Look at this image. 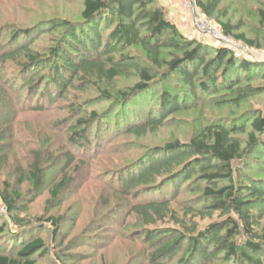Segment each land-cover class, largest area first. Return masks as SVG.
I'll list each match as a JSON object with an SVG mask.
<instances>
[{"label":"trees","instance_id":"1","mask_svg":"<svg viewBox=\"0 0 264 264\" xmlns=\"http://www.w3.org/2000/svg\"><path fill=\"white\" fill-rule=\"evenodd\" d=\"M222 1L196 0L201 13L214 19L224 35L251 49L258 48L231 22L218 17ZM261 4L264 25V0ZM3 18L12 19L10 15ZM8 27L5 34L11 41L0 42V65L15 64L13 73L19 82L14 90L0 88V168L6 166L14 146L20 110H24L19 105L29 99L37 101L30 109L38 114L74 96L71 90L76 87L97 88L111 101L100 84L112 83L129 73L137 76L133 87L117 92L121 104L118 111L123 108L125 113L116 121V110L102 120L101 126L97 113L82 114V105H68L77 118L64 130L65 143L89 161L95 156L116 154L111 141L119 135L146 137L161 129L169 118L194 106L202 96L218 108H241L263 93L261 87L245 86L253 80L264 81L263 60L187 39L156 0H83L79 23L54 19L38 35H27L30 29L25 26ZM49 33L55 35L56 46L44 53L35 47ZM9 43L12 46L6 48ZM137 51L142 58L131 54ZM149 94L159 97L155 111L144 98ZM127 107L141 112L132 113ZM249 123L245 146L236 136L246 133V121L232 125L218 121L198 128L187 142L144 148L140 154L139 147L116 154V161L126 166L114 182L107 183L112 195L104 204L109 207L110 202L119 200V207L141 222L145 229L138 239L148 249L143 256L148 264H264V181L260 185L247 182L244 173L233 166L257 148L264 151V117L256 113ZM110 125L119 131L112 135ZM94 128L102 131L98 137ZM29 158L26 170L35 191L45 187L51 169L61 167L48 205L64 202L75 181L73 168L79 173L89 165L68 151L57 155L34 151ZM186 192L194 196V201L179 216L173 203ZM23 198L16 192L9 193L8 187L0 192V200L11 216L10 224L18 226L13 232L21 228L20 220L12 214L22 210ZM168 219L174 221V228H154ZM63 221V216L45 220L54 240ZM9 227L3 225L0 234ZM15 234L10 248L0 250V264H36V253L43 257L48 254L42 237L32 236L18 243Z\"/></svg>","mask_w":264,"mask_h":264},{"label":"rangeland","instance_id":"2","mask_svg":"<svg viewBox=\"0 0 264 264\" xmlns=\"http://www.w3.org/2000/svg\"><path fill=\"white\" fill-rule=\"evenodd\" d=\"M156 4L164 6L167 18L176 25L184 37L211 47L218 46L210 36L197 33L190 13L182 8L181 0H156ZM82 5L83 0H0V42L10 40L5 33L7 26L12 27V24L29 28L27 35L42 33L48 29L54 19L77 24L80 21ZM195 6L198 8L196 1ZM261 10V0H223L218 7L217 15L224 22H231L238 28V33L244 34L247 39L255 41L258 45V48L245 49L244 47L247 46L236 42L240 46L239 49H244L239 50L241 52L239 54L264 61V25L261 24ZM2 15L4 17L10 15L13 20L7 21ZM211 21L215 23L214 19ZM55 40V35L46 34L41 37L35 48L45 53L47 49L56 46ZM11 46L10 43L5 44L6 48ZM131 54L139 55L140 58L143 56L140 51L131 52ZM14 66L15 64L10 62L4 66L0 65V88L14 90L15 85L18 84L19 81L16 80L18 76L13 73L16 70ZM137 81V76L129 73L112 83L100 84L101 91H106L112 97L111 101L105 99L97 88L76 87L71 90V95L74 96L59 100L43 114L31 111L30 108L37 102L35 100L29 99L28 103L24 101L20 103L19 107L24 110L22 112L20 110L13 138L14 146L9 153L8 162L5 167L0 168V192L8 187L9 193L16 192L24 197L20 200L23 203L22 210L12 214L20 220L18 225L21 228L13 232L14 227L18 226H14L12 222L10 224L11 216L0 200V229L3 225L10 226L7 232L0 234L1 251L10 248L13 233H17L15 235L19 237L18 243L32 236L43 238L48 254L43 257L36 253V264H148L147 259L143 257L148 249L138 239L145 229L141 222L120 208V203L117 202L119 200L110 202L109 207L104 204V200H110L112 195L107 183L111 180L114 182L117 179L115 176L126 164L123 161H116V154L135 147H139L140 154L144 152V148L161 147L174 141L187 142L198 128L218 121H223L226 125L246 121V133L236 136L245 146L252 115L260 113L264 117V81L253 80L245 83V86L261 87L263 93L242 105L241 108L229 106L218 108L214 103L204 100L206 96H202L200 102L169 118L161 129L148 133L146 137L124 134L114 138L111 141V147L113 152L117 151L116 154H107L102 157L94 155L96 158L88 161L82 159L85 154H80L76 148L66 145L64 130L77 118V114H71L68 105H82V111H80L82 114L97 113L102 126V120L109 119L110 112L118 111L121 105L120 102L118 103L117 92L133 87ZM12 94L17 95L13 92ZM144 98L147 104H152L154 111L158 108L160 102L158 96L155 99L149 94ZM186 102H190L189 97ZM121 109L115 112V121L125 113L124 109ZM127 109L132 113L141 112L136 107L133 109L127 107ZM113 117L114 115L111 116L112 121ZM100 128L97 126V129L100 130ZM109 128L112 135L116 133L115 131H119L117 126L110 125ZM101 132H97L94 128V136L98 137ZM90 141L94 143L95 137H92ZM34 151L50 152L55 155L68 151L80 157L83 164H89L79 173L73 168L75 181L69 194L64 195V202L61 204H47L51 190L59 177L60 166L49 171L47 183L41 191L32 190L26 167ZM233 166L234 169H240L244 173V180L247 182L260 185L264 181L263 150L257 148L250 156L235 162ZM193 199L194 196L186 192L179 202H174L173 209L177 215H183V209L192 203ZM58 216H63L64 221L60 227V235L54 240L53 230L45 220ZM174 227V221L168 219L164 224H157L154 228Z\"/></svg>","mask_w":264,"mask_h":264},{"label":"built area","instance_id":"3","mask_svg":"<svg viewBox=\"0 0 264 264\" xmlns=\"http://www.w3.org/2000/svg\"><path fill=\"white\" fill-rule=\"evenodd\" d=\"M196 0H181V5L184 10L190 13L192 17V23L197 30L199 35L210 36L218 45L235 51L236 53H241L239 50V44L236 43L230 37L224 35L221 30L214 25L210 18L206 17L201 13V11L195 6ZM245 49H250L249 47H244ZM245 52V51H244Z\"/></svg>","mask_w":264,"mask_h":264}]
</instances>
